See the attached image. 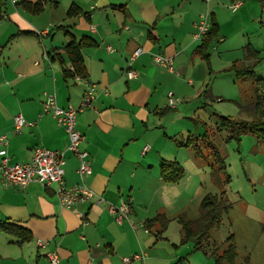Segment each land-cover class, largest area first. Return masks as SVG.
Returning <instances> with one entry per match:
<instances>
[{
    "label": "crops",
    "instance_id": "crops-1",
    "mask_svg": "<svg viewBox=\"0 0 264 264\" xmlns=\"http://www.w3.org/2000/svg\"><path fill=\"white\" fill-rule=\"evenodd\" d=\"M6 1L0 19V135L8 138L10 164L30 163L38 147L63 151L66 184L83 183L96 196L68 209L59 204L56 185L33 181L24 187L4 186L0 175V224L8 228L0 230V264H52L49 253L57 254L59 264H125L123 258L136 254L144 258L131 264H216L223 243L214 244L209 235L205 250H195L192 242L181 244L176 219L195 198L189 193L191 181L184 165L193 147L185 145L200 134L192 124L200 121L197 112L206 108L198 95L212 75L195 55L202 42L194 35L201 15L213 14L220 29L219 40L209 49L213 65V46L224 43L215 48L219 58L231 51L229 21L253 19L257 12L253 21L264 26V7L258 0H27L45 2L42 12L30 14L20 5L23 0ZM234 2L241 5L232 12L228 6ZM72 5L82 14L69 17ZM227 9L236 17L226 18ZM58 27H66L71 35ZM19 32L32 34L14 37ZM72 36L94 43H81L86 78L65 77L64 67L71 63L63 48ZM256 43L243 36L236 59L226 61L220 72L237 61L253 63L246 59L248 45L264 61V38ZM137 49L141 52L132 60ZM55 54L64 65L52 60ZM157 56L171 59L175 73L157 64ZM129 70L137 77L129 80ZM91 85L95 98L76 118L83 136L80 150L91 163L90 174L81 177L79 159L68 150L67 132L43 109L53 93L59 107L79 109ZM170 93L178 101L174 108L169 106ZM169 108L175 110L164 113ZM18 114L32 125L14 133ZM163 161H176L184 168L179 183L163 182ZM123 202L131 213L119 224L109 209ZM159 214L175 219L170 218L163 232L159 225L147 230L145 221Z\"/></svg>",
    "mask_w": 264,
    "mask_h": 264
},
{
    "label": "rangeland",
    "instance_id": "rangeland-1",
    "mask_svg": "<svg viewBox=\"0 0 264 264\" xmlns=\"http://www.w3.org/2000/svg\"><path fill=\"white\" fill-rule=\"evenodd\" d=\"M225 13L226 18L235 16L228 9ZM255 17L257 12L253 19ZM253 19L245 16L241 20L236 17L229 21L226 29L232 31V36L227 42L231 48V51L226 52L227 55H220L219 58L215 49L221 47L223 42L212 47V75L208 74L206 87L198 95H202L199 98L207 105L195 115L200 121L192 124L193 128L200 130L199 136L196 135L199 149H189V159L184 164L191 181L189 193L195 194V198L193 204L183 211L192 220L199 219L200 202L208 193L220 195L224 192L232 204L222 214L219 226L211 229L209 235L214 244L215 241L223 243L221 250H218L222 252L226 239L236 234L238 256L235 264H246L247 258L250 264H264V143L252 135L241 136L240 144L235 139L228 142V134L219 133L216 124L221 125V117L250 119L247 112L241 111V107L253 103L255 79H264V61L254 69L255 78L237 80L233 73H221L219 69L229 59H236L241 51L243 36L245 39L251 37L255 45H258L256 41L259 38H264V26ZM204 92L209 93L211 98H207ZM206 131L208 137L204 136ZM216 156L221 158L226 167L225 172H219L220 165Z\"/></svg>",
    "mask_w": 264,
    "mask_h": 264
},
{
    "label": "trees",
    "instance_id": "trees-1",
    "mask_svg": "<svg viewBox=\"0 0 264 264\" xmlns=\"http://www.w3.org/2000/svg\"><path fill=\"white\" fill-rule=\"evenodd\" d=\"M6 0H0V19L4 13L6 6ZM261 7H264V0H258ZM235 3V2H234ZM20 5L30 14H38L44 10L45 2L37 1L36 3L23 0ZM120 8H122L120 6ZM82 14V10L76 6L72 5L68 11L69 17H75ZM86 16V14H85ZM87 17V16H86ZM210 28L203 39L202 43L195 51V55L200 57L211 69V61L209 49L220 38L219 24L216 21L213 14L209 16ZM58 29L64 30L66 35H71L66 27H58ZM32 32H19L16 36L20 35H31ZM13 39V37L11 38ZM82 41H85L87 45H93L91 40H87L86 37L81 40V42L76 41L72 36L70 42L63 48V51L67 53L71 65L64 67V74L66 78L79 76L81 78H86V73L84 69L83 58L80 53L82 47ZM3 46H0V54ZM246 59L254 60L253 63L246 65L243 62H234L229 67L222 70L224 73H233L237 80L247 78H255V67L263 60L262 54L256 52L250 45L245 47ZM58 59L62 65H64L63 59L59 54H55L52 60ZM71 67L73 70H71ZM206 94V93H205ZM166 112L174 111L175 109H166ZM241 111L247 112L249 114V120L235 119L233 117H222V123L217 127L219 133L228 134V142L232 139L237 140L238 144L241 143V136L252 135L256 137L260 142L264 143V79H255L254 88V100L251 106H242ZM205 137H208V132L206 131ZM197 136H192L189 143L185 147H193L194 149H199L196 144L198 142ZM193 141L195 143H193ZM181 147L183 145H180ZM219 161V172H225V166L219 156H216ZM161 177L166 184H177L179 183L185 175V170L176 161H163L160 165ZM226 182V180H225ZM232 207V204L224 196V192L220 195H213L211 193L206 194L199 205L200 217L197 220H192L188 213L185 211L178 214L176 217L177 222L181 227V244H186L192 242L194 244L195 250H205L207 239L211 229L219 226L221 221V216L223 213L227 212ZM170 218L166 214H159L154 218L147 219L145 221V227L147 230H151L154 226L159 225L161 231H165L170 223ZM0 230H8L3 224H0ZM13 233V230L10 231ZM159 235V234H158ZM226 246L224 250L215 255L216 264H235L237 259V245L234 235H230L226 241Z\"/></svg>",
    "mask_w": 264,
    "mask_h": 264
},
{
    "label": "built area",
    "instance_id": "built-area-1",
    "mask_svg": "<svg viewBox=\"0 0 264 264\" xmlns=\"http://www.w3.org/2000/svg\"><path fill=\"white\" fill-rule=\"evenodd\" d=\"M240 2H235L229 7L232 12H235L240 7ZM210 28L209 16L203 14L196 26V33L194 39L196 41H203ZM141 52L137 49L133 54L132 60ZM156 63L166 68L168 71L175 73L174 66L171 59L157 56ZM71 70L72 67H71ZM126 76L129 80L137 77L134 71H127ZM76 81H82L79 77ZM169 106L174 108L177 106V99L172 93L168 95ZM95 98V86H88L84 93L83 101L79 109L69 107L63 109L57 104L56 94L47 95L44 102L43 112L45 114L51 113L57 120L58 124L62 126L67 132L70 144L68 150L77 155L80 165L78 173L82 176L90 174L91 163L88 154L80 150V145L83 141L82 134L76 129V118L78 112H81L87 106H90ZM28 124L24 117L20 114L14 117V133H20L22 128ZM8 138L6 135H0V175L4 186L16 185L24 187L30 182H38L44 187H51L56 185L55 195L59 204L64 208H72L79 204L91 202L96 196L95 192L88 188L85 184L67 185L65 181L66 165L65 153L63 151H52L46 148L38 147L33 151V156L30 163L27 164H10V158L7 151ZM149 148V147H148ZM145 148V151L148 150ZM110 213L115 216L116 221L121 224L124 219H128L131 213V208L127 203H121L119 206H111ZM82 217V216H81ZM39 247L44 248L45 243L39 241ZM48 257L52 264H59V257L55 253H49ZM144 255L136 254L133 257L123 258L125 264H131L133 260H141Z\"/></svg>",
    "mask_w": 264,
    "mask_h": 264
}]
</instances>
